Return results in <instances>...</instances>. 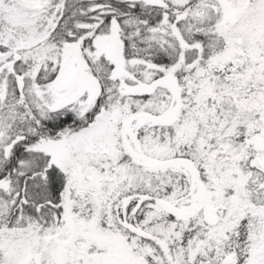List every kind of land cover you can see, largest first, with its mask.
<instances>
[{"label": "snow or ice", "instance_id": "obj_1", "mask_svg": "<svg viewBox=\"0 0 264 264\" xmlns=\"http://www.w3.org/2000/svg\"><path fill=\"white\" fill-rule=\"evenodd\" d=\"M0 264H264V0H0Z\"/></svg>", "mask_w": 264, "mask_h": 264}]
</instances>
